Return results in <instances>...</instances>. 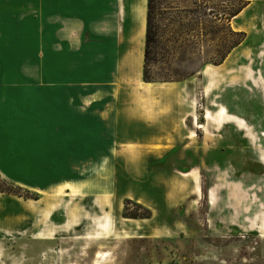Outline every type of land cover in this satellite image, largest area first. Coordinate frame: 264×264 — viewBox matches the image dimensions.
Listing matches in <instances>:
<instances>
[{"label":"rangeland","instance_id":"374dc122","mask_svg":"<svg viewBox=\"0 0 264 264\" xmlns=\"http://www.w3.org/2000/svg\"><path fill=\"white\" fill-rule=\"evenodd\" d=\"M153 17L148 73L173 94L167 100L159 95L157 112L169 113L173 100L175 116L186 117L185 133L196 131L186 138L190 154L175 152L173 158H188L182 170L198 174V201L187 193V177L177 173L176 206L158 194L155 207L143 202L153 211L150 217L124 215L145 213L130 200L122 212L111 206L80 222L75 204L65 205L64 228L48 218L63 196L43 199L40 210L37 201L24 199L35 198L33 192L0 176V264H264V0H155ZM220 106L244 118L249 131L232 121L224 127L207 123L205 108L215 112ZM212 186L214 205L207 199ZM105 215L126 230L123 217L146 220L132 233L117 229L102 239L91 237ZM61 219L59 211L51 216ZM39 226L42 232L33 233ZM154 228L161 232L157 237L150 234Z\"/></svg>","mask_w":264,"mask_h":264},{"label":"crops","instance_id":"0c3cea01","mask_svg":"<svg viewBox=\"0 0 264 264\" xmlns=\"http://www.w3.org/2000/svg\"><path fill=\"white\" fill-rule=\"evenodd\" d=\"M146 12L147 0H0V176L33 192L24 199L40 210L63 196L50 207L54 224L65 228L72 204L80 222L111 206L122 212L126 199L150 216L158 194L179 204L173 184L189 159L173 154H190L189 134L173 100L157 112L159 95H173L159 93L166 82L140 83Z\"/></svg>","mask_w":264,"mask_h":264},{"label":"bare ground","instance_id":"6f19581e","mask_svg":"<svg viewBox=\"0 0 264 264\" xmlns=\"http://www.w3.org/2000/svg\"><path fill=\"white\" fill-rule=\"evenodd\" d=\"M141 85H145V86H150L152 84H145V80L140 81ZM139 83V84H140ZM156 85H160L159 87H163L165 86V84L163 82H156ZM209 87V84H208ZM172 88H168V90L171 91ZM193 118L196 119V115H193ZM204 118L206 120L207 123L209 124H213L217 127H221L223 124H225L228 121H232L234 122L240 129L244 130L246 133L249 131V126L247 125V122L244 118L239 117L237 115L234 114H230L227 109L225 108V106H220L218 107V109H216L215 112H212L210 109L205 108L204 110ZM195 126L198 128H203L205 127L204 124L198 123L195 121ZM264 134V132H263ZM195 135V133L193 131H191V133L189 134V137H193ZM262 150V156L261 159L264 161V147L261 148ZM186 177H188L190 179L191 182V187H190V192L191 194L195 197L194 199L196 201H198L199 197H200V186H199V177L197 175V173H190L187 172L185 173ZM208 203L210 205H214L215 204V200H216V192L214 187H210L208 190ZM140 201V200H139ZM126 221L125 223L128 225V230H126L125 227L121 226H113L112 224V217L110 215H105L104 220L99 224V229H97L96 231L93 232V234L91 235V237H94L96 239H102L105 238L109 233L111 234V232L113 230H117L119 232H125V233H132L134 232L135 228H139L140 227V219H136V218H125L123 217ZM145 220V219H143ZM120 222V221H119ZM121 223L123 224L124 222L121 221ZM260 228L263 231L264 230V221L260 224ZM150 234L152 236H159L161 234V232L159 231V229H152V231L150 232ZM103 256V255H102ZM96 264V262L94 263Z\"/></svg>","mask_w":264,"mask_h":264},{"label":"trees","instance_id":"16d2710c","mask_svg":"<svg viewBox=\"0 0 264 264\" xmlns=\"http://www.w3.org/2000/svg\"><path fill=\"white\" fill-rule=\"evenodd\" d=\"M154 2L155 0H147V12H146V29H145V40H144V59H143V71H142V78L145 81H156V79L151 78L149 76L148 71V60H149V54H150V44L154 40L155 36V30H154V17H153V8H154ZM242 7H240L238 10L234 11L232 15H236ZM240 35H244V32H238ZM241 39V36L237 40V45ZM242 42V41H241ZM240 42V43H241ZM125 202H130L129 199H126ZM138 206L142 207V205L136 203ZM126 208V206H125ZM145 213H135V214H128L124 212L123 214L126 216L131 217H150V210L146 207Z\"/></svg>","mask_w":264,"mask_h":264}]
</instances>
